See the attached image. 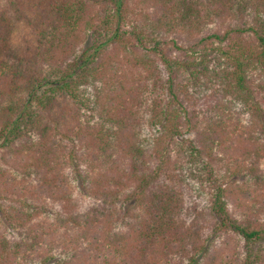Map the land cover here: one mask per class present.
Here are the masks:
<instances>
[{
  "label": "trees",
  "instance_id": "1",
  "mask_svg": "<svg viewBox=\"0 0 264 264\" xmlns=\"http://www.w3.org/2000/svg\"><path fill=\"white\" fill-rule=\"evenodd\" d=\"M7 1L0 264H264V0Z\"/></svg>",
  "mask_w": 264,
  "mask_h": 264
},
{
  "label": "rangeland",
  "instance_id": "2",
  "mask_svg": "<svg viewBox=\"0 0 264 264\" xmlns=\"http://www.w3.org/2000/svg\"><path fill=\"white\" fill-rule=\"evenodd\" d=\"M0 6L2 8H10L8 7L9 3L7 0H2ZM9 11L12 12L11 10ZM9 32V35H11L10 47L12 55L17 59H25L33 45V38L32 34L30 33V28L27 26L24 19L19 18L12 21V28ZM229 211L233 213L234 210L232 206L229 207Z\"/></svg>",
  "mask_w": 264,
  "mask_h": 264
}]
</instances>
